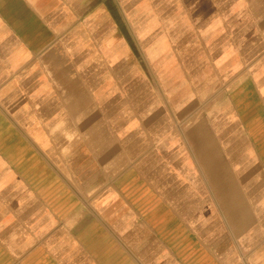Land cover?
Here are the masks:
<instances>
[{
  "label": "crops",
  "instance_id": "crops-1",
  "mask_svg": "<svg viewBox=\"0 0 264 264\" xmlns=\"http://www.w3.org/2000/svg\"><path fill=\"white\" fill-rule=\"evenodd\" d=\"M263 208L264 0H0V264H264Z\"/></svg>",
  "mask_w": 264,
  "mask_h": 264
},
{
  "label": "rangeland",
  "instance_id": "rangeland-1",
  "mask_svg": "<svg viewBox=\"0 0 264 264\" xmlns=\"http://www.w3.org/2000/svg\"><path fill=\"white\" fill-rule=\"evenodd\" d=\"M225 97L226 96H224V95H213V96H211L210 101L208 103V107L210 108V115L212 113L219 112L222 109V106L224 104H226L225 101H224ZM204 107H205V105H204ZM206 111L207 110H205V113H206ZM202 113H203V110L200 107L199 110L194 112V117L196 118L198 116H201ZM179 129H181V131H183L186 128L185 127H180ZM263 212H264V208H263ZM263 215H264V213H263Z\"/></svg>",
  "mask_w": 264,
  "mask_h": 264
}]
</instances>
